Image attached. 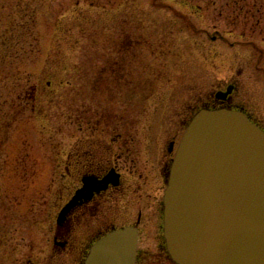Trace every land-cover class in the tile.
I'll return each mask as SVG.
<instances>
[{"label":"rangeland","instance_id":"obj_1","mask_svg":"<svg viewBox=\"0 0 264 264\" xmlns=\"http://www.w3.org/2000/svg\"><path fill=\"white\" fill-rule=\"evenodd\" d=\"M261 55L264 0H0V264H49L72 147L173 158L229 85L264 118ZM156 232L138 264H172Z\"/></svg>","mask_w":264,"mask_h":264},{"label":"water","instance_id":"obj_2","mask_svg":"<svg viewBox=\"0 0 264 264\" xmlns=\"http://www.w3.org/2000/svg\"><path fill=\"white\" fill-rule=\"evenodd\" d=\"M164 203L176 264H264V131L241 111L201 109L173 160ZM137 248L136 228L116 230L93 245L86 264H136Z\"/></svg>","mask_w":264,"mask_h":264},{"label":"flooded vegetation","instance_id":"obj_3","mask_svg":"<svg viewBox=\"0 0 264 264\" xmlns=\"http://www.w3.org/2000/svg\"><path fill=\"white\" fill-rule=\"evenodd\" d=\"M262 59L264 63V55H261L260 62ZM256 69L264 76V66ZM228 88L231 92L225 98H218L215 94L218 105L202 109L241 111L264 131L263 117L256 118L246 108L230 104L234 85L220 92L226 93ZM174 149L175 145L171 143L167 152L154 160L147 157L129 163L122 153L114 155L107 148H85L78 152L72 147L65 167L70 179L68 196L57 211L50 231L48 263L86 264L89 252L98 240L126 227L136 228L138 232L136 264L141 257L139 248L143 235H149L150 229L153 234L157 231L161 246L168 253L164 236V196L177 152L176 149L173 158L170 157ZM154 164L158 165L156 174L152 171ZM82 190L83 195L76 200ZM72 203L74 205L64 220L59 222L62 209ZM167 257L175 264L169 253Z\"/></svg>","mask_w":264,"mask_h":264}]
</instances>
